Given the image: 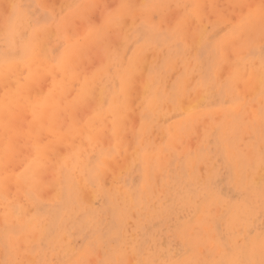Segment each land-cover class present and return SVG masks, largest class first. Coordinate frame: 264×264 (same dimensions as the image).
I'll return each instance as SVG.
<instances>
[{"label":"clouds","instance_id":"1","mask_svg":"<svg viewBox=\"0 0 264 264\" xmlns=\"http://www.w3.org/2000/svg\"><path fill=\"white\" fill-rule=\"evenodd\" d=\"M0 264H264V0H0Z\"/></svg>","mask_w":264,"mask_h":264},{"label":"rangeland","instance_id":"2","mask_svg":"<svg viewBox=\"0 0 264 264\" xmlns=\"http://www.w3.org/2000/svg\"><path fill=\"white\" fill-rule=\"evenodd\" d=\"M224 177L226 178V180ZM228 180H229V177L227 175H224L221 177V181H219L221 184H223L222 194H225V195L229 194V192H230V188L228 186ZM223 192H225V193H223Z\"/></svg>","mask_w":264,"mask_h":264},{"label":"bare ground","instance_id":"3","mask_svg":"<svg viewBox=\"0 0 264 264\" xmlns=\"http://www.w3.org/2000/svg\"><path fill=\"white\" fill-rule=\"evenodd\" d=\"M225 178V177H224ZM225 180H226V178H225ZM221 181V180H220ZM223 193H225V192H223Z\"/></svg>","mask_w":264,"mask_h":264}]
</instances>
